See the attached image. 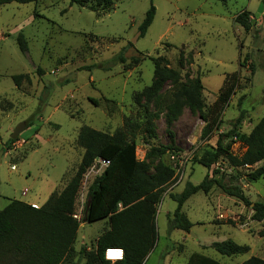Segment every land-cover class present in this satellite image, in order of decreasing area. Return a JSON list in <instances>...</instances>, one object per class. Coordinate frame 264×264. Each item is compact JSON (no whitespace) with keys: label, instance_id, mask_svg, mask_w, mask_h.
I'll return each instance as SVG.
<instances>
[{"label":"rangeland","instance_id":"obj_1","mask_svg":"<svg viewBox=\"0 0 264 264\" xmlns=\"http://www.w3.org/2000/svg\"><path fill=\"white\" fill-rule=\"evenodd\" d=\"M151 4L155 19L142 37L139 26ZM243 11L250 14V33L234 21ZM20 33L28 53L19 48ZM123 50L125 63L116 61ZM159 57L179 73V80L156 98L142 96L155 80L151 59ZM235 73L239 83L234 96L224 108L215 107L226 77ZM16 75L25 76L20 86L12 79ZM196 78L204 85L208 123L185 106L168 127L167 106L174 92ZM263 117V0H117L102 16L71 7L70 0L0 7V211L9 199L26 201L23 193L30 190L29 196L41 191L47 197L48 183L59 185V192L65 188L84 154L78 144L82 127L110 135L123 132L136 143L137 159L148 163L150 173L161 161L170 165L171 155L185 160L158 206V241L146 264H183L194 253L220 264H242L252 257L264 260V221H253L251 207L216 187L208 194L199 192L184 205L193 223L190 233L169 232L177 209L170 195L181 193L188 182L200 184L206 175L240 186L251 202L264 203V178L257 182L248 178L264 162L233 168L222 159L210 170L198 163L221 137L224 146L242 155L246 147L236 133L249 135ZM28 121L34 125L10 143L15 129ZM149 123L155 138L147 132ZM207 125L211 134L203 139ZM153 147L171 149L162 158L147 159ZM88 171L76 201L75 214L81 222L76 250L63 264H86L81 249L93 251L108 227L107 220L86 222L88 191L95 180ZM225 241L250 250L221 256L212 245Z\"/></svg>","mask_w":264,"mask_h":264},{"label":"trees","instance_id":"obj_2","mask_svg":"<svg viewBox=\"0 0 264 264\" xmlns=\"http://www.w3.org/2000/svg\"><path fill=\"white\" fill-rule=\"evenodd\" d=\"M38 1L0 0V7L11 3L30 4ZM116 1L70 0V6L86 8L102 16L104 13L109 14ZM155 15L156 8L151 4L144 21L139 26L142 37L147 34L153 24ZM234 21L246 33L251 32L252 24L247 11L237 15ZM17 41L20 50L28 53V44L22 33L19 34ZM125 52L123 50L116 56V61L125 63ZM151 60L155 67V80L150 87L144 89L141 95L156 98L169 83L177 82L180 75L169 67V63L164 58ZM23 78L25 76L12 77L16 86H20V80ZM238 83L237 73L226 77L215 107L221 106L222 109L228 105L236 92ZM203 91L204 85L200 78H196L189 85H181L174 92L172 103L167 106V126H172L185 106L192 111H198L201 119L208 123L204 111ZM25 125L29 128L34 123L28 121ZM147 132L151 138H155L152 123L147 125ZM210 134L211 131L207 125L202 132V138H207ZM235 136L246 147L242 155L233 153L230 145L224 146L221 137L217 147L205 151L198 159V163L210 170L222 159H226L233 168L253 167L264 162V117L249 135L236 133ZM1 140L0 135V142ZM10 143L15 142L12 140ZM78 144L84 150V154L76 174L59 194H53L49 198L42 209L10 199L9 204L0 211V264H63L74 255L81 225V222L74 217L81 178L97 159L110 161V165L89 188L86 222L107 220L108 227L97 239L95 249L91 252L81 249L80 255H84L86 264H111L104 259L105 250L121 248L125 253L124 260L115 264H145L154 251L158 241L156 223L158 206L166 188L174 182L176 177L172 165L161 161L156 166L155 173H150L148 163L137 159L136 143L129 141L123 132L110 135L84 126L80 129ZM170 149V147H153L148 151L147 159L162 158ZM248 176L252 182L264 178V164ZM215 187L229 197L237 198L245 206L251 207L254 211L253 221H264V203L251 202L240 186H228L222 180H215L206 175L200 184L194 185L188 182L180 194L170 195V198L177 203V209L170 218L169 232L181 230L190 233L193 223L182 211L184 204L199 192L208 194ZM212 248L224 257L246 254L250 250L248 246H240L233 241L216 242ZM187 264L220 263L210 257L194 253ZM242 264H264V260L252 257Z\"/></svg>","mask_w":264,"mask_h":264},{"label":"built area","instance_id":"obj_3","mask_svg":"<svg viewBox=\"0 0 264 264\" xmlns=\"http://www.w3.org/2000/svg\"><path fill=\"white\" fill-rule=\"evenodd\" d=\"M171 165L173 169L177 173L179 170L183 167L185 164V160L182 159L181 157H177L176 155H171ZM110 165V161L103 160V159H97L94 164L91 166L89 169L87 175L90 176L92 175L94 179L97 177L101 176V174L107 169V167ZM15 170V167L13 168ZM121 207V205H119ZM78 221H80V216L75 215L74 216ZM109 253H120V256H109ZM125 257L124 250L121 248H108L105 250L104 253V259L106 261H109L112 264H115L117 262L123 261Z\"/></svg>","mask_w":264,"mask_h":264},{"label":"crops","instance_id":"obj_4","mask_svg":"<svg viewBox=\"0 0 264 264\" xmlns=\"http://www.w3.org/2000/svg\"><path fill=\"white\" fill-rule=\"evenodd\" d=\"M48 190L49 191H47L48 193H47V197H42V195H41V191H40V193H38V194H34V195H30L29 196V193H31V190L30 191H27L26 193H23V196L24 197H26V198H28L26 201H22V202H25V203H27V204H29V205H31V206H33V207H35V208H40V209H42L45 205H46V203L48 202V200H49V198H50V196L52 195V194H55V195H57V194H59L63 189L61 188L60 190V192H59V188H60V186L59 185H55V184H52V183H48ZM180 194V193H179ZM191 199V198H190ZM189 199V200H190ZM10 200V199H9ZM8 200V201H9ZM188 200V201H189ZM20 201V200H19ZM187 201V202H188ZM186 202V203H187ZM185 203V204H186ZM9 204V203H8ZM184 204V205H185ZM183 208H184V206H183ZM183 208H182V211H183ZM183 213H184V211H183ZM187 216V215H186ZM189 219V218H188ZM190 220V219H189ZM193 229V228H192ZM173 232H180L179 234H187V233H185V232H183V231H181V230H173ZM150 256V255H149ZM148 259V258H147ZM147 262V261H146ZM188 263V260L187 259H185V261H184V263L183 264H187ZM146 264V263H145Z\"/></svg>","mask_w":264,"mask_h":264},{"label":"water","instance_id":"obj_5","mask_svg":"<svg viewBox=\"0 0 264 264\" xmlns=\"http://www.w3.org/2000/svg\"><path fill=\"white\" fill-rule=\"evenodd\" d=\"M141 35V33L139 34ZM26 129V125L25 123L20 124L15 131L13 132L12 136H11V140L15 141L18 139L19 135H21V133ZM3 156V151H1L0 153V162Z\"/></svg>","mask_w":264,"mask_h":264},{"label":"clouds","instance_id":"obj_6","mask_svg":"<svg viewBox=\"0 0 264 264\" xmlns=\"http://www.w3.org/2000/svg\"><path fill=\"white\" fill-rule=\"evenodd\" d=\"M121 254L119 253L118 256H120ZM109 256H114V253H109Z\"/></svg>","mask_w":264,"mask_h":264},{"label":"snow or ice","instance_id":"obj_7","mask_svg":"<svg viewBox=\"0 0 264 264\" xmlns=\"http://www.w3.org/2000/svg\"><path fill=\"white\" fill-rule=\"evenodd\" d=\"M119 255V253H114V256H118Z\"/></svg>","mask_w":264,"mask_h":264}]
</instances>
